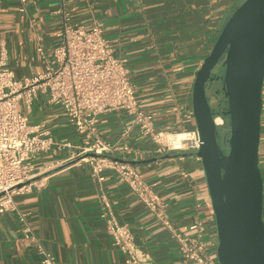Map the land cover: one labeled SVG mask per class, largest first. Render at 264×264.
<instances>
[{"label": "crops", "instance_id": "1", "mask_svg": "<svg viewBox=\"0 0 264 264\" xmlns=\"http://www.w3.org/2000/svg\"><path fill=\"white\" fill-rule=\"evenodd\" d=\"M244 1L68 0L63 5L61 0H29L22 12L20 0H0V38L6 42L9 69L21 79L55 66L54 47L62 23L57 11L64 7L72 23L86 29L98 24L115 56L125 61L141 109L154 115L158 131L177 134L197 130L196 74ZM262 97L259 166L264 178V89ZM21 111L31 127L55 144L33 160L38 182L15 196L17 211L0 213V264L43 260L36 244L24 239L20 214H25L34 236L58 264H126V255L114 245L102 218L103 199L118 221L133 231L138 248L149 254L151 264H182L177 241L116 171L107 169L103 182L93 176L80 155L92 138L78 132L60 106L48 104L39 95L29 111L21 103ZM97 126L105 141L133 148L128 154L110 157L138 171L143 183L161 198L164 213L178 232L191 235L190 226L196 221L206 225L212 241L208 255L218 262L216 220L196 152L154 153L151 139L133 126V117L125 111L101 115ZM183 171L188 179L181 176Z\"/></svg>", "mask_w": 264, "mask_h": 264}, {"label": "built area", "instance_id": "2", "mask_svg": "<svg viewBox=\"0 0 264 264\" xmlns=\"http://www.w3.org/2000/svg\"><path fill=\"white\" fill-rule=\"evenodd\" d=\"M63 5L68 0H61ZM22 12L29 0H20ZM57 13L62 23L54 47L55 66L35 77L17 79L8 67L6 42L0 38V213L17 211L15 196L27 192L37 183L40 174L34 173L33 160L48 153L55 144L47 135L39 134L29 124V118L21 111V103L31 110L39 95L47 103L60 106L69 122L81 134L92 138V143L82 149L81 160L87 162L98 182L105 180V171H116L121 182L127 184L154 217L177 241L182 264H219L208 255L212 241L202 221L190 226L191 235L178 232L167 219L158 194L143 183L138 171L127 163L110 157L113 153L128 154L133 148L124 143H109L98 133L101 115L125 111L133 117V126L154 144V153L167 155L174 152L197 151L201 145L198 130L182 132L185 136L178 145L170 136L158 131L154 115L141 109L137 93L132 85L125 61L117 58L102 28L95 24L90 29L72 23L63 7ZM43 54V49H38ZM264 89V87H263ZM132 127L123 134L126 138ZM63 146H68L65 144ZM198 160H201L198 157ZM183 178L188 174L181 172ZM105 219L108 233L114 245L126 255V264H151L148 253L138 248L133 231L118 221L110 204L105 200ZM24 224V239L36 244L43 256L40 264H58L56 259L34 236L27 225L25 214H20ZM218 236V235H217Z\"/></svg>", "mask_w": 264, "mask_h": 264}, {"label": "water", "instance_id": "3", "mask_svg": "<svg viewBox=\"0 0 264 264\" xmlns=\"http://www.w3.org/2000/svg\"><path fill=\"white\" fill-rule=\"evenodd\" d=\"M223 73L215 72L217 67ZM221 83L229 135L220 143L208 90ZM264 87V0H245L196 74L193 111L218 235L219 264H264V178L259 166ZM135 164V163H133Z\"/></svg>", "mask_w": 264, "mask_h": 264}, {"label": "rangeland", "instance_id": "4", "mask_svg": "<svg viewBox=\"0 0 264 264\" xmlns=\"http://www.w3.org/2000/svg\"><path fill=\"white\" fill-rule=\"evenodd\" d=\"M223 71L224 69L220 68L219 66L215 69V72H218L219 74L223 73ZM208 97L212 108L217 113L215 115V119L216 122L217 120L219 121L218 129H219L220 139L222 142L223 139L225 137H228L229 135V127H228L229 118L224 113L227 108V101L221 90V83H219L218 86L213 85L212 89L208 90Z\"/></svg>", "mask_w": 264, "mask_h": 264}, {"label": "bare ground", "instance_id": "5", "mask_svg": "<svg viewBox=\"0 0 264 264\" xmlns=\"http://www.w3.org/2000/svg\"><path fill=\"white\" fill-rule=\"evenodd\" d=\"M219 123V121L217 120V124ZM184 137H187L185 136L183 133H180V134H177L175 136H170V140L171 141H174L175 144L178 145V143L184 138Z\"/></svg>", "mask_w": 264, "mask_h": 264}, {"label": "flooded vegetation", "instance_id": "6", "mask_svg": "<svg viewBox=\"0 0 264 264\" xmlns=\"http://www.w3.org/2000/svg\"><path fill=\"white\" fill-rule=\"evenodd\" d=\"M220 142H221V139H220ZM222 143V142H221Z\"/></svg>", "mask_w": 264, "mask_h": 264}, {"label": "trees", "instance_id": "7", "mask_svg": "<svg viewBox=\"0 0 264 264\" xmlns=\"http://www.w3.org/2000/svg\"><path fill=\"white\" fill-rule=\"evenodd\" d=\"M217 113L215 112V115H216Z\"/></svg>", "mask_w": 264, "mask_h": 264}]
</instances>
